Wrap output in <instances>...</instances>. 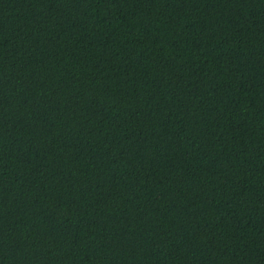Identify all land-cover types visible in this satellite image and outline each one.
<instances>
[{
  "label": "trees",
  "instance_id": "obj_1",
  "mask_svg": "<svg viewBox=\"0 0 264 264\" xmlns=\"http://www.w3.org/2000/svg\"><path fill=\"white\" fill-rule=\"evenodd\" d=\"M0 264H264V0H0Z\"/></svg>",
  "mask_w": 264,
  "mask_h": 264
}]
</instances>
